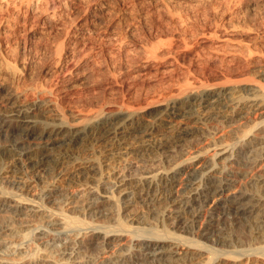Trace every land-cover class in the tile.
Masks as SVG:
<instances>
[{
    "label": "bare ground",
    "instance_id": "bare-ground-1",
    "mask_svg": "<svg viewBox=\"0 0 264 264\" xmlns=\"http://www.w3.org/2000/svg\"><path fill=\"white\" fill-rule=\"evenodd\" d=\"M115 1L122 0H0V136L11 142L2 155H16L0 175L7 184L0 186V264H175L179 254V264L204 254L203 264H237L241 256L264 264V134L253 133H264V119L237 132L233 144L220 134L264 114V40L251 34L248 14L236 19L253 3L132 0L117 16ZM206 2L220 21L216 30H194L196 7ZM195 34L201 51L191 47ZM41 59L49 60L44 83L33 73ZM202 66L224 81L211 83ZM102 71L130 97L143 82H165L166 93L137 106L63 108L60 94L100 81ZM165 159L174 160L167 169L130 173L132 161L144 167ZM43 169L53 174L46 184L34 180ZM162 201L166 218L154 209L161 229L134 226L148 220L137 210ZM224 216L248 224L249 249L203 244ZM101 218L112 225L96 224ZM127 237L120 254L102 258ZM62 241L58 261L41 256Z\"/></svg>",
    "mask_w": 264,
    "mask_h": 264
},
{
    "label": "rangeland",
    "instance_id": "rangeland-1",
    "mask_svg": "<svg viewBox=\"0 0 264 264\" xmlns=\"http://www.w3.org/2000/svg\"><path fill=\"white\" fill-rule=\"evenodd\" d=\"M242 1H244V3L251 1L250 3H253V5L248 7V8L246 6V8L244 9V12L240 16H238L236 19L241 18L242 20H244L245 14H246V17L250 16L251 18L248 17V20H247L249 23L247 21L246 22L248 24H250V26L252 27L251 34L253 36L258 37V39H260V40H264V2H261L259 0H242ZM206 3H205L206 6H205L204 3H200L202 6L199 7L200 4H198L199 6L196 7L198 9V10L196 9V11H198V13H200V14H197V12L195 11L196 15L195 16L193 15L194 17H197L199 15L198 18H196L198 20V21H196V25L197 26L194 25L195 24L194 20H196V19H194V18L192 19L194 21L193 22L194 24L192 23V27L194 28V30H196V28H197L198 31L202 30V29H205L208 32L211 28L214 29V30H216V28H217L216 25L219 23L220 20L216 19V18H214V16H212L213 11H214L213 7L215 8V5L212 4V3H211L212 5H211V4H209V2H206ZM113 5H114L115 10H116L115 14L117 13L118 15L117 14L116 15L119 16V14H121L124 11L125 8L128 9V8H130L133 5V1L132 0L115 1V3ZM211 7H212V9H211ZM139 9L140 8H137V10H139ZM199 9L202 10V11H200ZM247 10L249 11V13H247L248 12ZM247 14H248V16H247ZM154 15L156 16L157 14H154ZM249 18H250L251 21L249 20ZM150 22H151V24H150ZM152 22H153L152 20L149 21L148 26H152ZM161 24L163 25V24H166V23L162 21ZM162 25H160V26L162 27ZM164 26L165 25H163L162 28H165V27L167 28L168 25H166L165 27ZM198 26H199V28H198ZM198 31H196V32H198ZM210 31H212V30H210ZM196 37L197 36L195 34V37H193L194 39L192 38V40H191L192 43L194 42L193 40H195ZM256 37H254V38H256ZM177 42H175L177 46L180 45V46L183 47V45H181L180 42H178V43H180L179 45H178ZM194 43H195V45L193 44L191 46V47H193L192 49L194 50V52L195 51H201V48L199 47V44L196 41ZM41 60L37 61V63L34 65L35 69H33V73L35 74L34 78L36 79V81H40V82L44 83L45 81L48 80L47 79L48 77L46 75V70H47V67L49 65V63H48L49 60L48 59H43L42 61ZM42 62H43V64H42ZM101 63H102V61H101ZM206 66H208V65H206ZM206 66H202L203 68L202 69L200 68V69L202 70V72H204V76L211 80V83H215V82L216 83H220V82L224 81L223 77H220V78L215 77L216 71L213 70L211 67H209V68L207 67L205 69L204 67H206ZM101 75H102V77H101ZM103 75H104V79H103ZM98 76H100V77H96L95 79H101L100 81L103 80L104 82L103 81L102 82L104 84L102 82H101L102 84L98 83L100 81L93 80L90 83L91 85L89 83L87 85L86 84L85 85L82 84L81 85L82 87L80 86L77 89L69 90L68 94L67 93H63L62 95L60 94L61 97L59 96V98H60L61 104L63 105V108L64 109H78V107L76 105L79 106V103H81L80 105L82 106V103L84 104V102H86V101L90 102L89 104L93 103L91 105L92 106L91 108H96V107L98 108V107H100V105H101V107L102 106L103 107H108L109 105H111L109 107H114V105L118 106V105H121V104H124V103H125V105H135V106H137V104L139 105L141 103L142 104L145 103V101H147V100H145V98L148 99L149 96L153 97L152 99H156L157 100L158 96H159L158 95L159 93H163L164 91L166 93L165 82H162V81H159L157 83H152V82H150V83L146 82L145 83V82H143V83H140L138 85V87H137L138 91H136V95H137L138 92H139V94L137 96L135 95L133 97H130V96H128V90L127 89H121L119 84H111L110 82H109L110 83L109 84L108 81H107V79H108L107 75L103 71H102V73L100 75L98 74ZM105 79H106L107 82H105ZM94 84H96V85L94 86ZM88 85H89V87H88ZM146 93H149V95L146 94ZM143 94L144 95L146 94V95L144 96ZM141 95H143L144 98ZM79 97H81V98H79ZM141 97H142V99H141ZM151 97H149V101H150ZM85 98H86V100L84 101ZM137 99L140 100V101H138ZM80 100L81 101L83 100V101L79 102ZM94 104L95 105L97 104V105L95 106ZM71 106H73V107L75 106V108H73ZM80 107H79V109H80ZM82 107H85V106L83 105ZM257 118L260 119V120H263L264 119V114L262 116H258V117H254V116L250 117V119H252V120H247L246 119V120H243L241 122H235L232 125H229L227 128H220V130H221L220 134H222V133L225 134L224 141H226L228 144H233L235 142V140H236V137L239 136L237 134V132H240V134H242V130H249L251 128L250 125H252L253 120H255ZM253 133L254 134H258L257 135L258 138H260V136H262V134H264L260 130L259 131H254ZM10 144H11L10 140L6 139L5 137L0 136V175L3 173V171L1 169L3 167H5V166L11 167L13 161H15V159H16L15 158L16 155H10V154L9 155L5 154L6 156L2 155L3 151H6ZM195 146H196V149H198V151H199L200 149L203 150L204 148H206L207 145H195ZM212 149L213 148L209 149L208 154L212 151ZM208 154H207V156H208ZM211 154H212V152H211ZM207 156H205V157L207 158ZM173 161L174 160H171V159L170 160L169 159H165V162H162V163L161 162H153V163L149 162V163H144V164H148V166L145 165L144 167L143 166H139L138 167V164H136V160H135V161L131 162L130 166H132V170L130 171V173H132L133 175H141V174H144V173L152 172L153 170L167 169V168H169L172 165ZM222 164H223V162H222ZM195 167H197V166H195ZM191 173L194 176L198 175V172H197V170H195V168L191 170ZM41 178H42L43 183L47 182L48 179L52 180L53 179V174H52L51 170L43 169L34 178V180H38V179H41ZM0 181H1V179H0ZM3 181H5V180H3ZM1 183L2 184H0V186L7 187V186H5L7 184H3V182H1ZM179 185H180V183L177 184L176 193H177V190H181V191L183 190V188L180 187ZM237 187L238 188L242 187V189L246 188L242 184H238L236 186V189H238ZM38 193H39V190L35 189V188L30 190V192H29V194H30V196L32 198L37 197ZM163 202L164 201L156 203V204H151V205L147 206L146 208L143 207V208H140L139 210H137V212H141V213L145 214L146 216H148V220L146 222L138 221V222L134 223V226L140 227V228H144V229L146 227L147 228L150 227V229H151L152 226H153L152 228H154V226H157V227L160 226L159 229H161L162 228L161 225L163 224L161 222V220L163 221L164 219H162L161 217L156 216L154 213H156L155 211H157L160 208L159 210H161V212H164L163 214L162 213L161 214L164 215V217L166 218V215L169 214V210H168L169 206H167ZM207 206H212L211 210L216 212L215 211V205H214L213 201L208 203ZM52 207L55 208V209H59L58 205H54ZM154 209H155V211H154ZM127 213H129V212H127ZM75 214H77V213H74V215ZM162 215H160V216H162ZM155 222L157 223V225L155 224ZM212 222L216 223V226L209 227L210 228L209 231H208L209 233H206L207 235H205L203 238L200 239L203 242V244L205 243L206 245H209V246H213V247L215 246V248H218V249H220L222 251H226V252L231 251L232 252L233 249H234L233 251H241L245 247L247 249H249L251 243H253V242H251L250 232H249V229L247 227V225H248L247 223L239 221V220H235V219H233V217H226V216H224L220 220L216 218ZM37 223H39L38 220L33 222V223H31V224L36 225ZM95 223L98 224V225H112L113 221L110 220V219L101 218V219L95 220ZM33 225H30L29 227H26L25 229L26 230H30V229L33 228ZM168 226H170L168 228H170L171 231H172V228H173L174 224L171 223V225L169 224ZM197 226L200 227V224H198ZM180 232H181V230L177 231V233H180ZM221 235H225L226 237H228L229 239H231L233 241H230L227 244H224V243L216 244L215 238L216 237H220ZM128 239L129 238L127 237L125 239V241L123 243H121L122 245H119V243L112 244L109 247V251H108L109 253H107V254L101 253L100 255L103 258V257H106L107 255H111V254H112L113 257L115 255L120 254L121 251L128 246V245H125V242H127ZM54 243H52V244H54ZM232 243L235 246L232 245ZM240 243H242V244H240ZM249 243H250V245H249ZM55 244H54V246H58L57 248L49 247L48 250H46L45 253H43L41 256L48 257V258H50L51 260H54V261H58L62 257V255L58 251L61 250V247H62V244H64V241L56 242ZM32 247H33V245L29 246V249L26 250L27 253L30 252V248H32ZM253 247H256V246H253ZM246 248L244 250H247ZM89 256L91 257V256H95V255H94L93 252L88 251L87 252V258H89ZM238 256H240V255H238ZM238 256H237V258H238ZM205 257L207 259L208 255L207 254H204V256L202 255L199 258L200 260L197 259V262L194 261L193 263L194 264H203L201 262L203 260H204L203 262L206 261ZM241 257L238 258L240 261H236L237 264H244L247 261L245 258H243V257L241 258ZM176 258L177 259L179 258L178 259L179 262L177 261L175 264H179L181 255L180 254L178 256L176 255L175 259ZM252 260H254V259H252ZM78 263H80V262H78Z\"/></svg>",
    "mask_w": 264,
    "mask_h": 264
}]
</instances>
